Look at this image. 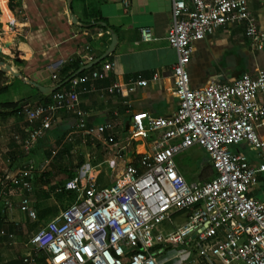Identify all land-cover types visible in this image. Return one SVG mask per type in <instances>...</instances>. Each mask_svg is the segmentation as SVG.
I'll use <instances>...</instances> for the list:
<instances>
[{
	"label": "built area",
	"instance_id": "built-area-1",
	"mask_svg": "<svg viewBox=\"0 0 264 264\" xmlns=\"http://www.w3.org/2000/svg\"><path fill=\"white\" fill-rule=\"evenodd\" d=\"M233 24L243 26L253 48L264 47V32L247 0H171L165 38L176 53L171 67L175 110L167 116L134 113L125 144L107 135L106 143L115 150L108 162L114 179L101 185L94 167H88L80 170V177L66 181L62 190L74 191L75 198L30 235L25 264H37L39 252L45 254L46 264H160L159 252L175 247L182 253L178 264H264V203L249 195L264 164L255 166L233 149L245 143L264 151L256 130L264 125V70L192 88L187 69L194 42ZM140 34L142 40L151 37L147 30ZM111 69L109 63L92 66L58 81L68 87L43 94L40 102L18 105L14 116L30 125L39 123L21 140L24 149L44 135L59 112L74 115L83 137L99 138L110 125L87 128L79 96L88 91V82ZM144 85L146 80L138 76L107 92L122 96ZM129 144L143 150L133 161L118 165L116 159ZM195 146L208 157L214 172L209 179L188 181L178 170L176 156ZM31 178L30 165L0 170V236L14 239L1 220L13 208L14 187L30 191ZM18 208L36 220L27 198L20 199ZM175 217L184 221L173 225Z\"/></svg>",
	"mask_w": 264,
	"mask_h": 264
},
{
	"label": "crops",
	"instance_id": "crops-1",
	"mask_svg": "<svg viewBox=\"0 0 264 264\" xmlns=\"http://www.w3.org/2000/svg\"><path fill=\"white\" fill-rule=\"evenodd\" d=\"M247 4L258 29L264 32V0H247ZM72 16L74 22L71 20ZM0 22H4L1 24L3 32L0 42L6 48L4 54L9 56L8 65L21 74V77H7L5 91L0 93V104L40 102L45 96L26 80L43 86L60 84L58 81L74 75L81 66L88 64L89 57L94 60L106 50L111 41V32L116 35L112 52L93 66L109 63L112 69L107 71L104 77L86 84L88 91L80 94L78 104L85 113L87 128L95 129L104 124H109L110 127L101 132L99 138H95V134L86 138L81 135V130L76 128L74 115L59 112L50 128L37 139L38 143L35 142L31 146L38 149L45 145V142L49 143L50 156L43 158L39 169L33 170L30 191L14 187L13 208L3 216L5 223L2 225L6 231L14 234V239L0 236V264H25L23 256L31 250L27 243L30 235L43 226L46 219L49 221L54 218L76 195L72 190H62L64 183L76 176L74 172H68L69 176L62 180L61 184L50 183L49 179L45 182L37 180L49 161L59 155V150L63 149L62 157L72 159V153L76 152L77 147H82L86 159L79 166L77 176H81V169L94 167L99 183L107 185L114 179L110 175L113 171L109 169L108 162L114 158L115 151L106 143L107 135L112 133L116 140L124 142L134 113L148 112L152 116H167L175 110L176 97L171 67L175 62L176 53L165 38L171 24V0H69V3L66 0H10L4 3ZM141 30H147L151 35L150 39L142 40ZM193 45L187 66L192 88L212 81L229 83L243 72L254 74L258 70H264V47L259 50L253 48L240 24L220 27L210 37L196 41ZM76 67L78 69L73 72ZM88 70L89 68H86L81 72ZM52 73L56 75L55 79L51 77ZM138 76L146 80V85L136 87L122 96L107 92L108 87L117 84L128 85ZM17 92H23V95L14 97ZM9 110L0 107V126L6 122L8 130L13 131L12 142L17 139L19 143V138L23 140L27 130L33 126L37 127L39 123L30 125L22 118H16ZM19 120L21 125L15 122ZM256 130L264 141V125L259 124ZM0 134L4 135L1 127ZM42 139L45 141H39ZM62 139L63 143L57 147L51 145L58 144ZM73 140L78 143L64 144L65 141ZM233 149L243 153L255 166L264 164V151L251 150L245 143ZM142 150V147L129 144L121 150V159H116L117 164L133 161ZM52 151L55 153L52 154ZM29 160L27 158L26 162L31 166ZM37 163L39 164V160ZM73 163L71 168L74 171L73 167H77V164ZM177 167L188 181L206 180L214 175L205 151L204 160L198 169L187 164ZM208 167L210 173H207ZM71 168L68 167L67 171ZM15 169L18 168L10 170ZM192 169L194 170L191 176H188ZM195 174L197 179L192 180ZM48 183L51 185L49 191L45 186ZM58 188L61 189L60 192L55 191ZM63 192L65 194L61 196ZM249 195L264 203V171L256 175ZM21 198H27L36 212L35 221L19 210ZM59 198L64 199L62 207L58 203L54 208L50 206ZM43 210L49 212L39 219L37 212ZM18 237H23L24 240L19 243ZM35 259L37 264H46V257L42 252L37 253Z\"/></svg>",
	"mask_w": 264,
	"mask_h": 264
},
{
	"label": "rangeland",
	"instance_id": "rangeland-1",
	"mask_svg": "<svg viewBox=\"0 0 264 264\" xmlns=\"http://www.w3.org/2000/svg\"><path fill=\"white\" fill-rule=\"evenodd\" d=\"M4 22H0V37L2 36V32H3V29H2L3 26H1V24H3ZM7 26L10 27L9 24H7ZM4 49H6V48L0 42V62H3L4 64H8L7 60L9 58V56L4 54V52H3ZM10 51H12V49ZM13 54H14V52H13ZM8 76H12V75H10L8 72H4L0 69V88L5 86L6 79ZM20 95H23V92H17L14 97L18 98ZM16 118H18V117H16ZM19 119L21 120V118H19ZM20 120L15 121L16 124L21 125ZM3 123H1V126H0L3 129V133H4V135L0 134V170L5 169V168H7V169L21 168L25 164L29 165L26 162L27 158L30 159L29 163L31 164V168L33 170L39 169L41 163H43V158H48L50 156L49 155V143L45 142V145L41 146V147H45L43 149L41 147L37 149L33 146V147L29 148L28 150H26L23 147V144L21 142V140H22L21 138L18 137L19 143H17V139L16 140L14 139L15 140V141H13L14 143L12 142L13 139L11 137H12L13 131L8 130V126L5 125L6 122H5V124H3ZM8 124H10V122H8ZM3 125H5V126H3ZM4 129H6L5 132H4ZM39 141H45V140L42 139ZM36 143H38V142H36ZM61 143H63V139L60 140L58 142V144L52 143L51 145H53L54 147H57ZM71 143L76 144V143H78V141H74V140H73V142L65 141L64 144L70 145ZM40 149H42V150L40 151ZM32 150H35V151H32ZM62 150L63 149H60L58 152L59 155H61V157L58 154L56 155V157H53V159L51 161H49V164L45 168V171H42V173H40L38 175V177H39L42 174L40 176L42 178L41 179L42 181L49 179L48 181L50 183L51 182H55V183L59 182L61 184L62 180H65L69 176L68 172H74L77 176L79 166L86 159V156H84L85 155L84 150L82 149V147H80V148L77 147L76 152L72 153V156H73L72 159L71 158L66 159L65 156L62 157V155L64 154ZM45 152H47V153H45ZM37 160H39V164L37 163ZM203 160H204V151L200 147H192L191 149H189L185 153L177 155L175 158V162H176L177 166L182 167L183 164L184 165L187 164V165H192V167L195 166L197 169H198L199 165L203 162ZM72 162H74L73 164H77V167H73V168H75L74 171L71 168ZM203 166L205 167L208 165H203ZM68 167L71 168L69 171H67ZM62 169H65V170H62ZM193 170L194 169H192L188 172V176H191V173ZM206 170H207V173L208 172L210 173L209 167ZM43 174H45V175L43 176ZM191 179L192 180L197 179L196 174ZM50 183L45 185L47 187L48 191L51 190ZM51 203H52V201H51ZM57 203L60 207H62L64 204V199L59 198V200L57 202L52 203L53 205H50V206H53V208H54ZM47 221L48 220L46 219L44 221V223ZM182 221H184V219H182L180 217H175L173 225H178ZM168 226L171 227L172 224H170ZM21 235L23 236V234H21ZM27 235H25V236L27 237ZM23 240H24L23 237L17 238V242L19 241V243H20V241H23ZM21 245H23V244H21ZM181 257H182V253L177 250V247H175V248H170L166 252H159L158 261L160 264H178ZM18 264H20V263H18Z\"/></svg>",
	"mask_w": 264,
	"mask_h": 264
},
{
	"label": "water",
	"instance_id": "water-1",
	"mask_svg": "<svg viewBox=\"0 0 264 264\" xmlns=\"http://www.w3.org/2000/svg\"><path fill=\"white\" fill-rule=\"evenodd\" d=\"M66 1L69 3V0H66ZM71 20H72V22L75 21L73 16L71 17ZM102 25H104V23H102ZM115 43H116V35L113 32H111V41H110V44L108 45V47L106 48V50L99 57L90 61L88 64L81 66L77 70L76 73H79L82 70H84L86 68H90V67L96 65L97 63H99L106 55H108L109 53L112 52V50L115 46ZM0 69L4 72H8L13 77H21V74L19 72L13 70L8 64H4L3 62H0ZM26 81L28 82V84L35 87L38 90V92H40L41 94H47V93L52 92L61 86V83L57 84L55 86H43V85H40L37 82L31 81V80H26Z\"/></svg>",
	"mask_w": 264,
	"mask_h": 264
},
{
	"label": "trees",
	"instance_id": "trees-1",
	"mask_svg": "<svg viewBox=\"0 0 264 264\" xmlns=\"http://www.w3.org/2000/svg\"><path fill=\"white\" fill-rule=\"evenodd\" d=\"M108 28H110L109 26H107ZM112 28V27H111ZM78 69V67H76V68H74V70H73V72L74 71H76ZM62 81H63V79H62ZM67 84V82H65L63 85H66ZM5 91V87H2V88H0V93L1 92H4ZM18 106V103H16V102H12V103H4V104H0V107L1 108H5V109H10L9 110V112L10 113H12L13 115H14V111H15V108ZM45 174H43V176H44ZM40 182H45V181H42L41 179V177H39V178H37ZM68 193V192H67ZM64 194H65V192H63L62 194H60L61 196H64ZM59 195V196H60ZM73 195V194H72ZM69 196H71V194L69 195ZM48 210H43V211H38L37 212V217L39 218V219H41L42 217H44L45 215H47L48 214ZM4 219H3V217H2V220L1 221H3Z\"/></svg>",
	"mask_w": 264,
	"mask_h": 264
},
{
	"label": "bare ground",
	"instance_id": "bare-ground-1",
	"mask_svg": "<svg viewBox=\"0 0 264 264\" xmlns=\"http://www.w3.org/2000/svg\"><path fill=\"white\" fill-rule=\"evenodd\" d=\"M4 3H5V0H0V6H1V9H2V13H3V9H4ZM1 14H0V16H1Z\"/></svg>",
	"mask_w": 264,
	"mask_h": 264
}]
</instances>
